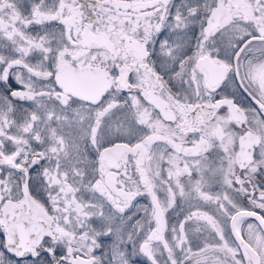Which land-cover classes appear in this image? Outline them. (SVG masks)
<instances>
[{
	"label": "snow or ice",
	"instance_id": "obj_1",
	"mask_svg": "<svg viewBox=\"0 0 264 264\" xmlns=\"http://www.w3.org/2000/svg\"><path fill=\"white\" fill-rule=\"evenodd\" d=\"M0 264H264V0H0Z\"/></svg>",
	"mask_w": 264,
	"mask_h": 264
}]
</instances>
